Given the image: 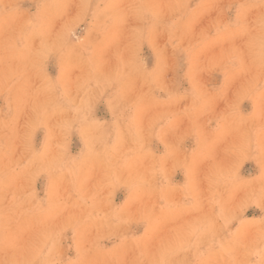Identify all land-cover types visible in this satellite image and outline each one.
Here are the masks:
<instances>
[{
  "label": "rangeland",
  "instance_id": "rangeland-1",
  "mask_svg": "<svg viewBox=\"0 0 264 264\" xmlns=\"http://www.w3.org/2000/svg\"><path fill=\"white\" fill-rule=\"evenodd\" d=\"M0 264H264V0H0Z\"/></svg>",
  "mask_w": 264,
  "mask_h": 264
}]
</instances>
